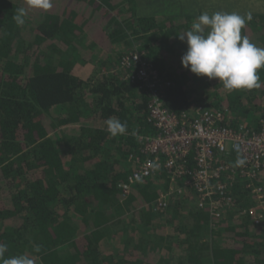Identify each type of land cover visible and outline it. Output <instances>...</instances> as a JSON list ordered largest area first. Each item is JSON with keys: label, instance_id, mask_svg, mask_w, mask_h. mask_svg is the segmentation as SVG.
Listing matches in <instances>:
<instances>
[{"label": "trees", "instance_id": "obj_1", "mask_svg": "<svg viewBox=\"0 0 264 264\" xmlns=\"http://www.w3.org/2000/svg\"><path fill=\"white\" fill-rule=\"evenodd\" d=\"M138 1L52 0L45 11L27 0H0V242L9 246L6 256L30 255L35 264H264V224L241 213L253 204L241 182L229 189L240 210L216 222L182 184L166 208L156 209L160 192L169 190L164 170L121 191L133 167L129 156L140 151L134 133H157L147 120L146 86L118 63L130 50L114 64L110 57L128 35L134 36L131 50L142 49L168 83L162 99L169 111L191 114L199 103L229 111L223 125L259 129L264 120V67L261 87L252 90L229 92L217 79L196 76L181 66L187 45L178 38L195 16L141 11ZM21 9L23 26L13 19ZM251 16L241 34L264 48V13ZM97 57L104 69L83 77L78 65ZM110 117L127 124L125 134L107 132ZM187 161L192 166L191 157ZM112 237L123 239L109 249Z\"/></svg>", "mask_w": 264, "mask_h": 264}, {"label": "built area", "instance_id": "obj_2", "mask_svg": "<svg viewBox=\"0 0 264 264\" xmlns=\"http://www.w3.org/2000/svg\"><path fill=\"white\" fill-rule=\"evenodd\" d=\"M118 63L129 70L132 80L146 86L147 120L157 129L155 134L134 133L140 151L129 156L133 167L120 183L121 191L127 193L136 183L164 170L169 190L160 192L155 208H166L169 195L182 184L196 194L197 207L207 210L216 222L240 210L229 189L241 182L253 201L241 213L251 216L255 224H264V120L259 129L223 125L230 119L229 111H212L199 103L193 105L191 114L177 115L164 106L162 87L168 83L161 80L142 49L125 52ZM228 155L243 159L244 165L221 157Z\"/></svg>", "mask_w": 264, "mask_h": 264}, {"label": "clouds", "instance_id": "obj_3", "mask_svg": "<svg viewBox=\"0 0 264 264\" xmlns=\"http://www.w3.org/2000/svg\"><path fill=\"white\" fill-rule=\"evenodd\" d=\"M30 7L49 10L52 0H27ZM25 11L18 10L13 19L19 26L25 24ZM251 13L242 16L236 12H203L178 38L187 49L181 57V66L196 76L217 79L226 91L258 89L261 87L258 70L264 67V48L257 47L246 35L241 34ZM107 132L112 136L123 135L127 124L110 117L105 122ZM245 161L238 159L237 166ZM9 246L0 242V264H35L34 257L26 254L6 256ZM35 252H40L36 246Z\"/></svg>", "mask_w": 264, "mask_h": 264}, {"label": "rangeland", "instance_id": "obj_4", "mask_svg": "<svg viewBox=\"0 0 264 264\" xmlns=\"http://www.w3.org/2000/svg\"><path fill=\"white\" fill-rule=\"evenodd\" d=\"M141 1V0H139ZM156 3V2H155ZM187 3H190L191 6L189 9H182V13H187V10H190L188 13H192L196 18L202 14L203 12H208L209 14L220 11V12H236L242 16L251 13V14H262L264 13V0H190ZM142 6V4L140 3ZM157 6H155L152 10H156ZM185 10V11H184ZM172 11L170 9H163L161 14L167 13L170 14ZM134 36L128 35L125 37L119 44L113 45L111 50V55L113 59V64L117 60L119 53L129 51L134 48V44H132V40ZM121 56V55H120ZM104 60L103 58L96 59V62H93V59H89L85 64L78 65L80 74L83 77H91L92 75L101 73V70L104 68L101 66L100 61ZM111 66V65H110ZM228 216V215H227ZM162 216H157L153 219L154 223H157ZM226 218V217H225ZM224 218V219H225ZM225 220H228L227 218ZM223 220L222 222H224ZM119 237L109 238L106 242V247L109 249H113L116 246H120ZM119 241V242H118ZM113 247V248H111Z\"/></svg>", "mask_w": 264, "mask_h": 264}, {"label": "crops", "instance_id": "obj_5", "mask_svg": "<svg viewBox=\"0 0 264 264\" xmlns=\"http://www.w3.org/2000/svg\"><path fill=\"white\" fill-rule=\"evenodd\" d=\"M138 1V0H137ZM190 0H141L138 1L142 6L138 7L141 11H146L149 13H162L163 9H170L172 11L170 14L182 13V9H189L191 4L187 3ZM156 2V3H155ZM157 6L156 10H152ZM185 11V10H184ZM190 10H187L189 12Z\"/></svg>", "mask_w": 264, "mask_h": 264}]
</instances>
